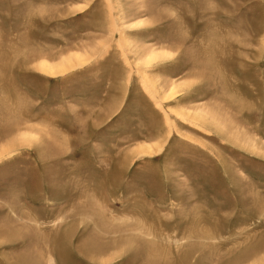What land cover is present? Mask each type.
<instances>
[{"label":"rangeland","instance_id":"rangeland-1","mask_svg":"<svg viewBox=\"0 0 264 264\" xmlns=\"http://www.w3.org/2000/svg\"><path fill=\"white\" fill-rule=\"evenodd\" d=\"M0 264H264V0H0Z\"/></svg>","mask_w":264,"mask_h":264},{"label":"bare ground","instance_id":"bare-ground-1","mask_svg":"<svg viewBox=\"0 0 264 264\" xmlns=\"http://www.w3.org/2000/svg\"><path fill=\"white\" fill-rule=\"evenodd\" d=\"M45 64V63H44ZM43 64V65H44ZM59 69V68H58ZM42 70H44V71H46V72H49V73H51V74H56V73H59V72H61V71H57L55 68H53V67H48L47 66V64H46V66H43L42 67Z\"/></svg>","mask_w":264,"mask_h":264}]
</instances>
